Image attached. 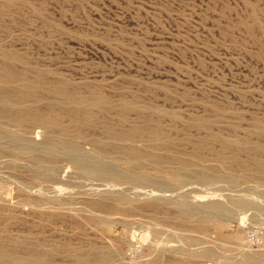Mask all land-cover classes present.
I'll return each instance as SVG.
<instances>
[{
    "label": "rangeland",
    "instance_id": "374dc122",
    "mask_svg": "<svg viewBox=\"0 0 264 264\" xmlns=\"http://www.w3.org/2000/svg\"><path fill=\"white\" fill-rule=\"evenodd\" d=\"M29 1L0 18V49L23 59L10 64L15 71L29 79L42 73L48 83L64 78L82 91L91 88L111 98L135 97L176 112L177 119L159 117V127L170 135L171 145L151 147L146 136L132 143L193 164L180 181L166 183L152 164L145 163L144 171L158 179L150 184L140 178L118 180L85 172L66 155L51 175L36 174L28 159L2 151L0 201L4 199L5 205L0 209V228H8L12 235L102 243L97 246L112 242L117 250L113 264H242L244 253L255 257V264H264V177L219 161L214 154L220 147L216 140L201 156L193 155L205 131L184 122L189 117H218L213 130L264 142L250 134L254 119L264 123V59L259 54L264 0ZM252 10L263 26L255 31V39L239 24L250 20ZM24 61L32 65L30 70L23 69ZM112 122L123 129L143 119L130 112L123 122L116 118ZM86 132L102 136L98 128ZM48 133L40 124L22 132L34 143ZM81 144L84 152L114 170L130 166L126 155L111 147L96 155L88 139H81ZM203 166L212 168L206 178H200ZM106 191H114L121 200L113 199L109 208L94 206L92 202ZM198 194L202 198H196ZM238 200L248 204L239 205ZM152 202L163 209L155 214ZM179 203L190 208L182 223L176 213ZM56 207L73 210L87 219L86 224L79 230L71 223L46 221L40 211ZM204 216L208 217L202 221ZM97 217L105 227L94 222Z\"/></svg>",
    "mask_w": 264,
    "mask_h": 264
},
{
    "label": "bare ground",
    "instance_id": "6f19581e",
    "mask_svg": "<svg viewBox=\"0 0 264 264\" xmlns=\"http://www.w3.org/2000/svg\"><path fill=\"white\" fill-rule=\"evenodd\" d=\"M29 4V0H0V18ZM34 8L38 14H42L38 7ZM239 24L246 27L253 39H255V31L263 29L258 14L254 10L251 11L250 20H240ZM259 54L264 59V42L259 44ZM16 61H23V59L14 52L0 49V152L8 150L13 155H11L12 157L28 159L34 173L51 175L62 155H66L79 169L85 172L118 180L140 178L148 180L149 183L156 182L158 179L144 171L145 163L152 164L161 174V180L166 183L180 181L182 172L191 169L193 163L188 159L176 155L155 153L150 148H138L132 143L135 138L146 136L151 147L171 145L172 138L169 134L162 132L159 127V117L167 115L177 119L179 116L176 112L141 102L135 97L111 98L98 89L91 88L82 91L64 78L48 83L42 73L29 79L10 66L12 62ZM23 64L24 70L32 68V65L25 61ZM213 108L216 113H219L218 105H214ZM130 112L139 114L143 122L140 124L133 122L123 129H119L113 124V118L123 122ZM217 119L218 117L214 119L204 117L184 119L188 126L201 128L205 131L204 136L195 143L193 155L201 156L208 143L216 140L220 147L214 149V154L219 161L240 166L251 176L264 177V142L254 140L251 136L237 138L225 135L220 130L215 131L212 126ZM66 120L69 121V124L65 123ZM33 124H40L48 129L49 133L42 142L34 143L23 137L22 132ZM88 128H98L102 136L89 135L86 132ZM250 134L258 139H264V123L259 119H254ZM81 139H88L92 142L96 155H102L103 150L107 147L125 154L130 166L126 170H114L111 164L104 163L95 155L91 156L87 154L88 152H84ZM226 148H232L233 151L230 155L226 154ZM240 153H247L248 158H240ZM209 170L212 168L201 167L200 178H206ZM101 184H105V182ZM106 184L109 186L111 183ZM110 186L115 185L111 184ZM143 192L148 193V191ZM201 194H198L196 198H202ZM113 199L121 200L114 191H106L92 204L100 208H109L112 207ZM2 200L0 209L5 205ZM237 202L242 206L248 204V201L245 200ZM151 205L155 214L163 209V206L158 202H152ZM206 206L214 207L211 203H207ZM62 208L45 209L40 213L44 215L46 221L71 223L74 228H79V230L83 224H86V218L83 217L82 220L81 216L73 210L68 211L69 208H65L66 210ZM189 210L190 208L186 204L179 203L177 205L176 213L181 223L183 216L189 213ZM207 217L204 216L202 221ZM240 218L243 217L240 216ZM94 222L104 224L100 217L94 218ZM103 226L105 227V225ZM60 237L48 235L38 237L30 233L12 235L8 228H0V238H2L0 241V264H63L64 260H68L69 263L65 261L68 264H113L117 259V250L113 246L114 243L111 244L112 242H108V245L97 246L101 242L97 244L92 241L94 244L96 243L94 245L85 239V242H73L65 237ZM209 252L210 250H205V254ZM241 263L255 264L256 258L244 253Z\"/></svg>",
    "mask_w": 264,
    "mask_h": 264
}]
</instances>
